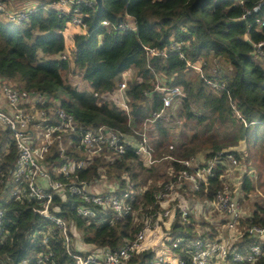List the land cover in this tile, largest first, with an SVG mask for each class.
I'll use <instances>...</instances> for the list:
<instances>
[{"label":"trees","instance_id":"1","mask_svg":"<svg viewBox=\"0 0 264 264\" xmlns=\"http://www.w3.org/2000/svg\"><path fill=\"white\" fill-rule=\"evenodd\" d=\"M47 1L52 0H41L38 10L20 24L0 20V78L21 90L53 95L87 127L107 124L138 139L135 130L151 111L162 107L161 95L154 91V71L166 74L184 95L176 97L149 125L155 158L167 157L176 172L182 167L179 160L199 152L205 159L233 153L246 164L251 157L264 164V54H258L255 46L264 40V27L256 21L264 17V0H103L100 7L82 5L87 28L73 37V64L61 58L70 16L45 11L41 6ZM256 6H260L258 11H254ZM127 16L136 22V30L117 29ZM105 20L110 26L102 24ZM175 42L182 44L184 57L172 49ZM146 47L166 49L167 55H149ZM188 62H202L203 76ZM74 72L82 73V87L71 80ZM124 80L128 109L115 99ZM188 122L200 126L204 140L194 126L187 127ZM17 155L10 130L0 126V173L8 180L0 187L7 228L0 235V264H19L37 245L28 236L46 226L42 224L45 219L32 209L34 201L15 200L11 195ZM163 164L146 166L128 149L109 173L129 171L137 178L136 167L150 171L152 183L146 200L154 203L158 180L168 176L167 169L159 171ZM222 171L218 165L217 176L207 187L208 198H214L223 186L218 177ZM254 182L244 176L242 200L254 190ZM204 189L205 185L196 195L204 197ZM62 213L87 243L99 246L119 247L140 228L132 219L96 226L67 205ZM248 222L264 225V204L254 205ZM56 247L57 259L68 262L60 241ZM256 264H264V258Z\"/></svg>","mask_w":264,"mask_h":264},{"label":"built area","instance_id":"2","mask_svg":"<svg viewBox=\"0 0 264 264\" xmlns=\"http://www.w3.org/2000/svg\"><path fill=\"white\" fill-rule=\"evenodd\" d=\"M95 3L96 0H52L41 7L68 14V25L86 32L80 9ZM38 7L37 3L13 7L11 0H0V13L13 24L29 19ZM259 8L256 6L254 11ZM256 21L264 27V17ZM102 24L110 26L107 20ZM117 29L136 30V22L127 16ZM255 46L258 54L263 55L264 40ZM181 47L180 43L172 44V49L184 57ZM146 49L149 55H167L166 49ZM61 58L73 64L72 53L65 52ZM188 65L203 76L202 62ZM154 74V91L160 93L162 107L151 111L135 130L138 139L107 124L87 127L53 95L21 90L0 78V126L10 130L18 152L11 171L15 182L11 195L15 200L34 201L32 209L45 219L42 224L46 225L28 236L37 245L19 264H256L264 258V225L248 222L252 210L246 211L241 199L244 176L257 178L251 165H243L233 153L204 160H200L198 153L179 160L182 167L176 172L167 157L153 156L149 125L176 97L184 95L180 86L163 80L159 72ZM206 81L220 87L217 82ZM126 87L124 80L115 99L128 109ZM236 114L241 116L238 110ZM128 149L134 150L146 166L167 164L168 176L158 180V188L153 192L157 204L146 200L152 183L150 171L143 169L145 179L137 170V178L129 171L121 175L114 171L110 175L109 170ZM218 165L223 166L218 175L223 186L214 198H208L207 187L217 176ZM94 167L97 174H91ZM7 183L0 173V187ZM204 185L205 196L198 197L196 193ZM64 205L96 226L132 219L140 228L119 247L89 244L62 213ZM4 213L0 208V235L7 230ZM59 241L68 262L57 259ZM149 252L150 256L143 258Z\"/></svg>","mask_w":264,"mask_h":264},{"label":"rangeland","instance_id":"3","mask_svg":"<svg viewBox=\"0 0 264 264\" xmlns=\"http://www.w3.org/2000/svg\"><path fill=\"white\" fill-rule=\"evenodd\" d=\"M27 0L23 1V3H25ZM41 0H34V3L39 4ZM16 3L19 2V0H15ZM48 2V1H47ZM25 5V4H24ZM0 20L6 23H10L7 22L6 19L4 18V16L0 13ZM69 41V38H68ZM130 75L132 74V72L129 73ZM127 76H130V75ZM161 76H163L164 78H167V80L169 79L166 74H161ZM71 76V80L73 81L74 84H77L79 86H83L84 82L82 80V73L79 74H75V72L73 73V75ZM184 122H181L179 126H182L181 124H183ZM194 126L197 130V132L200 131V126L197 127V125L195 123L192 122H188L187 127H191ZM199 134L201 135L202 139L204 140V135L202 134V132L200 131ZM200 154H203V152H199ZM261 158H259L258 160H260ZM243 165H245V162H242ZM248 166L251 165L253 167V169L256 171L257 173V178L255 179V188L254 190L251 191V193L249 194L248 198H244L243 199V208H245L246 211H251L254 208V205L256 203L259 204H264V164L261 165V162L257 161V159H255L254 157H251L249 159V161L247 162ZM144 168L139 167V169L136 168L137 172H139V175L142 179H145V177L147 176L145 173L146 171L143 170ZM167 169V164H163V166L160 168V172H164Z\"/></svg>","mask_w":264,"mask_h":264},{"label":"crops","instance_id":"4","mask_svg":"<svg viewBox=\"0 0 264 264\" xmlns=\"http://www.w3.org/2000/svg\"><path fill=\"white\" fill-rule=\"evenodd\" d=\"M23 1L25 0H19L18 3L15 2V0H11L12 6L13 7H22L24 6H28L32 3H34V0H27L25 3H23ZM77 33H84L79 27L77 26H72V25H68V27L65 29L64 31V35L66 37V49L65 52H70L72 53L73 49H74V41H73V37L75 34ZM69 38V41H68ZM199 158L200 160H204V155L203 154H199Z\"/></svg>","mask_w":264,"mask_h":264},{"label":"water","instance_id":"5","mask_svg":"<svg viewBox=\"0 0 264 264\" xmlns=\"http://www.w3.org/2000/svg\"><path fill=\"white\" fill-rule=\"evenodd\" d=\"M97 5L100 7L103 4V0H96Z\"/></svg>","mask_w":264,"mask_h":264}]
</instances>
